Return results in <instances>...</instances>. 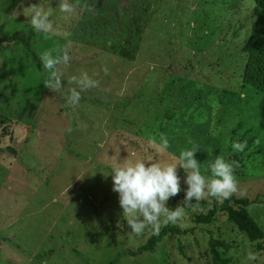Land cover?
<instances>
[{
	"label": "rangeland",
	"instance_id": "1",
	"mask_svg": "<svg viewBox=\"0 0 264 264\" xmlns=\"http://www.w3.org/2000/svg\"><path fill=\"white\" fill-rule=\"evenodd\" d=\"M71 2L75 12L60 26L70 33L72 59L61 70L65 81L81 70L99 81L79 106L65 100L72 85L62 92L44 85L47 73L20 41L0 42V112L12 119L16 137L2 144L15 153H0V264H214L212 244L229 264H264V238L251 240L220 208L225 199L213 197L193 198L175 224L186 232L169 233L154 252L125 254L153 229L131 233L105 175L116 156L175 160L195 146L204 172L222 155L239 163L233 196L251 201L247 209L264 231L263 94L244 82L256 3ZM36 3L0 0V38L30 35L40 57L67 41L31 29L22 9ZM162 136L169 141L164 153L157 150ZM237 141L246 143L242 152L231 147ZM177 174L181 191L167 201L171 208L183 206L187 188L185 171ZM214 208L212 222L198 220ZM249 252L257 261L247 260Z\"/></svg>",
	"mask_w": 264,
	"mask_h": 264
},
{
	"label": "clouds",
	"instance_id": "2",
	"mask_svg": "<svg viewBox=\"0 0 264 264\" xmlns=\"http://www.w3.org/2000/svg\"><path fill=\"white\" fill-rule=\"evenodd\" d=\"M21 2L23 3V0ZM22 11L34 32L45 38L55 37L67 41L64 46L45 49L39 58L47 73L44 85L52 92H62L65 83L72 85L68 88L65 100L72 107L79 106L82 93L98 87L99 81L94 78V74L90 75L86 70H81L79 75H72L65 81L61 70V66L70 64L72 56L69 51L70 33L62 30L60 20L70 19L75 12V6L71 0H56L55 7L51 6V0L47 4L39 0V3L24 7ZM151 142L155 143V140ZM231 147L236 152H242L246 143L233 142ZM168 148L169 141L162 136L157 150L164 153ZM197 151L198 149L193 146L182 150L177 159L166 161L154 160L153 157H138L125 158L118 162L116 156L105 175L111 174L113 191L119 195L122 216L130 225L131 233L139 236L151 227L153 234H158L161 224L175 225L182 221L185 209L191 206L193 198L195 201L206 197L220 200L227 199L237 192L238 180L235 170L239 168V163L217 155L202 172L201 163L195 157ZM132 155L135 156V153ZM178 167L186 173L184 184L187 188L183 206L171 208L167 206V201L181 191ZM179 226L182 227L183 224ZM257 259V253L247 254L249 262H255Z\"/></svg>",
	"mask_w": 264,
	"mask_h": 264
},
{
	"label": "trees",
	"instance_id": "3",
	"mask_svg": "<svg viewBox=\"0 0 264 264\" xmlns=\"http://www.w3.org/2000/svg\"><path fill=\"white\" fill-rule=\"evenodd\" d=\"M253 1L256 3L254 13L256 20L250 32L249 41L244 48L249 55V61L246 65L244 73V82L248 87L259 90L263 94V99L261 101V119L264 124V0ZM14 41H20L29 51H31L33 59L37 62V66L42 68L40 58L31 48L30 35L16 32L10 37L0 38V42ZM6 138H9L11 141L16 139L12 126V119L7 114L0 112V153H4L6 151L15 153L14 149L10 146H2ZM232 201H235L238 207H236L235 204H231ZM250 203L251 201L247 198L235 199L232 195L231 197L225 199V201L220 205V208L227 212L229 219L234 222L241 231L245 232L251 240L255 241L264 238V231L248 211L247 207ZM216 213L217 208H214L209 211L208 214L200 215L198 220L210 223L213 221ZM186 231L187 230H182L178 225L166 224L160 231H158V234H152L148 238L147 242L141 245L137 250L128 252L125 251V254L135 256L144 252H154L157 245L161 243L169 233L180 234L181 232ZM218 243L225 249L231 248V244L229 243ZM212 250L215 256L214 264L230 263V258H223L217 250L216 245L212 244ZM110 264H117V262L111 261Z\"/></svg>",
	"mask_w": 264,
	"mask_h": 264
}]
</instances>
